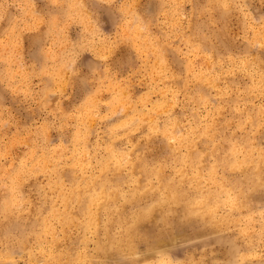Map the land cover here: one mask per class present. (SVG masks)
Instances as JSON below:
<instances>
[{
    "label": "rangeland",
    "instance_id": "rangeland-1",
    "mask_svg": "<svg viewBox=\"0 0 264 264\" xmlns=\"http://www.w3.org/2000/svg\"><path fill=\"white\" fill-rule=\"evenodd\" d=\"M263 41L264 0H0V264H264Z\"/></svg>",
    "mask_w": 264,
    "mask_h": 264
},
{
    "label": "bare ground",
    "instance_id": "bare-ground-1",
    "mask_svg": "<svg viewBox=\"0 0 264 264\" xmlns=\"http://www.w3.org/2000/svg\"><path fill=\"white\" fill-rule=\"evenodd\" d=\"M66 1V0H65ZM68 2V1H67ZM70 2V1H69ZM72 3V2H71ZM73 7V6H72ZM71 7V8H72ZM69 8V7H68ZM132 26V25H131ZM130 27V26H129ZM134 27H137V26H134ZM128 28V27H127ZM137 28H140V27H137ZM137 28H134L135 30L137 29ZM130 30H131V28H130ZM139 30V29H138ZM138 30H136V33H137V31ZM134 36V35H133ZM132 36V37H133ZM264 42V41H263ZM156 60H158V59H156ZM9 65V64H8ZM151 67V66H150ZM189 67V66H188ZM10 70V69H9ZM13 71V70H12ZM57 74V73H56ZM58 75V74H57ZM204 75V74H203ZM211 83V82H210ZM120 98V97H119ZM121 99V98H120ZM121 101V100H120ZM122 103V102H121ZM123 103H125V102H123ZM118 104V103H117ZM126 104V103H125ZM119 105H121V104H119ZM119 105H117V106H119ZM93 107V106H92ZM91 107V108H92ZM115 107L116 106H114V109H115ZM94 108V107H93ZM111 108V107H110ZM121 108V107H120ZM123 109V108H122ZM144 109V108H143ZM137 110V109H136ZM167 111V110H166ZM144 114H146L145 112L143 113V116H144ZM87 116V115H86ZM124 116H126V114L124 115ZM146 116V115H145ZM147 117V116H146ZM145 117V118H146ZM144 118V117H143ZM130 119H127L126 121H124V123L122 124V128H121V131H122V129L124 130V129H126L127 130V127H129L128 126V124L126 123V122H128ZM132 120V119H131ZM130 120V121H131ZM92 121V120H91ZM134 122V121H133ZM144 122V121H143ZM130 125H131V122H130ZM133 126V125H132ZM154 128V127H153ZM153 128H152V130H153ZM170 132V131H169ZM180 132V131H179ZM178 132V133H179ZM208 132V131H207ZM131 135V134H130ZM127 137V136H126ZM129 137V136H128ZM130 139V138H129ZM186 140H188L187 138H186ZM185 140V141H186ZM113 141V140H112ZM190 141V140H189ZM86 142V141H85ZM84 142V143H85ZM183 142V141H182ZM192 142V141H191ZM113 143V142H112ZM183 144H184V142H183ZM182 144V145H183ZM192 146V145H191ZM192 152V151H191ZM191 152H189V153H191ZM112 153H114V152H112ZM236 153L237 152H235L234 151V154L236 155ZM76 154V153H75ZM131 154V153H130ZM191 155V154H190ZM189 155V156H190ZM119 156V155H118ZM188 156V157H189ZM76 157V156H75ZM121 157V156H120ZM128 157V156H127ZM126 157V160L128 159ZM132 157V156H131ZM72 158V160H74L73 159V157H71ZM115 158V157H114ZM205 158V157H204ZM109 159V158H108ZM194 159V158H193ZM46 160V159H45ZM86 160V159H85ZM117 161H118V159H116ZM116 160H114V162L116 161ZM121 159H119V161H120ZM126 160H125V162H126ZM191 160V159H190ZM204 160V159H203ZM78 161V160H77ZM124 161V160H123ZM122 161V162H123ZM80 162H84L83 160H81ZM94 162V161H93ZM111 162V161H110ZM103 163V162H102ZM121 163V162H120ZM245 163V162H244ZM74 164V163H73ZM72 164V165H73ZM76 165H77V163H75ZM82 164V163H81ZM117 163H115V165H116ZM44 165V164H43ZM75 165V166H76ZM123 165V164H122ZM121 165V166H122ZM260 165V164H259ZM117 166V165H116ZM119 166V165H118ZM124 166H125V164H124ZM123 166V167H124ZM263 167V166H262ZM262 167H258V171H260V169H262ZM134 168V167H133ZM132 168V169H133ZM244 168V167H243ZM85 169V168H84ZM136 169V168H135ZM55 170H57V168L55 169ZM121 170V169H120ZM258 171H256L257 173H258ZM84 173H85V171H84ZM104 173V172H103ZM256 173V174H257ZM261 173V172H260ZM199 174V173H198ZM212 174V173H211ZM88 175V174H87ZM213 175V174H212ZM211 175V176H212ZM259 175V174H258ZM210 176V177H211ZM14 177V176H13ZM18 178V177H17ZM12 179V178H11ZM215 179V178H214ZM214 179H212V180H214ZM216 181V180H215ZM262 180L260 179V185H258V187H264V186H262V182H261ZM15 182V181H14ZM91 183V182H90ZM138 183V182H137ZM263 183H264V181H263ZM15 184V183H14ZM220 185V184H219ZM82 186V185H81ZM252 186V185H251ZM104 187V186H103ZM107 187V186H106ZM171 187V186H170ZM255 187V186H254ZM258 187H256V189L258 188ZM95 189V188H94ZM99 189V188H98ZM102 189H104V188H102ZM259 189V188H258ZM106 190V189H105ZM150 190V189H149ZM253 190H255V189H253ZM59 191V190H58ZM100 191V190H99ZM104 191V190H103ZM96 192V191H95ZM252 192V191H251ZM76 193V192H75ZM243 192L241 191V193L240 194H242ZM143 195V194H142ZM167 195V194H166ZM174 195V194H173ZM228 195H229V192H228ZM236 195V194H235ZM234 195V196H235ZM98 196H99V194H98ZM97 196V197H98ZM107 196V194H105V193H101V198L99 199V200H97V202H95L93 205L95 206V208H94V206H93V208H94V213H92V216H91V219H90V222H87V224H88V226H92V225H96V224H98L97 223V219H98V214H99V210L101 209V208H105L104 206H105V204H104V206L102 205V203L100 202L101 200H103L105 197ZM168 196V195H167ZM227 196V195H226ZM229 196H232V198H233V195H229ZM176 197V196H175ZM174 197V199H173V202H175V200H177L178 201V199H177V197L175 198ZM236 197V196H235ZM70 198V197H69ZM112 198V197H111ZM167 198V197H166ZM169 198V197H168ZM226 198V197H225ZM230 198V197H229ZM13 199V198H12ZM73 199H75V198H73ZM227 199V198H226ZM76 200V199H75ZM115 200V199H114ZM231 200V199H230ZM229 200V201H230ZM233 200V199H232ZM74 201V200H73ZM92 201V200H91ZM176 201V202H177ZM203 201H204V199H203ZM229 201H227V202H229ZM126 202V201H125ZM223 202V201H222ZM69 203V202H68ZM131 202H129V203H127V204H130ZM226 203V202H225ZM12 204H13V202H12ZM124 204V203H123ZM175 204H179V202L178 203H175ZM208 204V203H207ZM239 204L241 205L242 204V202L240 201V200H238V197H237V200H234L233 201V209L235 208V209H237L238 207H239ZM162 205V204H161ZM166 205V204H165ZM204 205V204H203ZM228 205H230V204H228ZM243 205V204H242ZM90 206V205H89ZM164 206V205H163ZM199 206H202V203L200 202L199 204H198V207ZM122 207H123V205H122ZM203 207V206H202ZM205 207H206V205H205ZM214 207V206H213ZM212 208V207H211ZM87 209H89V208H87ZM153 209V208H152ZM197 209V208H196ZM66 210H67V208H66ZM69 210V209H68ZM154 210H155V206H154ZM92 211V212H93ZM190 211V210H189ZM210 211V212H209ZM87 212V211H86ZM150 212H151V209H150ZM149 212V213H150ZM152 214L150 213V214H148L147 215V217H144V218H137V219H140L141 221L140 222H138L137 224H131L130 226H129V224H128V228H125V234H126V245H127V248H132L133 249V246H135V245H132V247L130 246L129 247V245H131V241H132V238L134 237V235L136 236V234L138 233V232H140V233H143V231H144V234H146L145 232L146 231H148L149 230V228H151V226H153L154 224H155V222H156V216H155V211H153L152 210ZM191 212V211H190ZM205 212H207V211H205ZM208 212L211 214V217H213V216H216L217 215V211L215 210V209H213V211H211L210 209H208ZM207 212V213H208ZM141 213V212H140ZM143 213V212H142ZM71 214V213H70ZM88 214H89V212H88ZM206 214V213H205ZM73 215V214H72ZM91 215V214H90ZM213 215V216H212ZM228 215V214H227ZM132 216V215H131ZM137 216V215H136ZM141 216V215H140ZM206 216H208L209 217V215H206ZM89 217V216H88ZM130 217V216H129ZM142 217V216H141ZM208 217H206V218H208ZM217 217H218V215H217ZM221 217V216H220ZM219 217V218H220ZM188 218V217H187ZM210 218V217H209ZM225 218H227V217H225ZM213 219V218H212ZM99 220V219H98ZM213 220H216V219H213ZM99 222V221H98ZM132 222V221H131ZM208 222H209V220H208ZM128 222L126 221V224H127ZM135 223V222H134ZM226 224H227V222H226ZM224 225V224H223ZM156 226V225H155ZM213 226H215V225H213ZM125 227H127V226H125ZM93 228V227H92ZM90 230V229H89ZM225 230V229H224ZM242 230H244V229H242ZM245 231V230H244ZM216 232V231H215ZM246 232V231H245ZM245 232H241V233H243V235H244V233ZM248 232V231H247ZM225 233V232H224ZM161 235V234H160ZM222 236V235H221ZM137 237V236H136ZM109 238V237H108ZM135 238V237H134ZM156 238V237H155ZM211 238H213V237H211ZM109 240H110V242H111V245H112V247H115V246H113V243H114V240L112 239V238H109ZM175 240V239H174ZM133 242V241H132ZM162 242H163V240H162ZM97 243V242H96ZM160 242H157V244H159ZM105 244V243H104ZM115 244V243H114ZM124 241L122 240V239H119L118 238V241H117V248H116V251H118L117 249H119V248H121V247H123L124 246ZM164 243H161L159 246H164L163 245ZM116 245V244H115ZM154 246V245H153ZM161 246V247H162ZM111 248V247H110ZM136 248H137V246H136ZM108 249V248H107ZM112 249V248H111ZM115 249V248H114ZM123 249V248H122ZM135 249V248H134ZM244 249H246V248H244ZM103 250H105L104 248H103V246L102 245H99L98 247H97V252L96 253H100V254H103V253H101ZM110 251V250H109ZM120 251V250H119ZM134 251V250H133ZM159 251V250H158ZM115 252V251H114ZM112 253V252H111ZM110 253V254H111ZM136 253V252H135ZM85 254V253H84ZM169 254V253H168ZM81 255H82V253H81ZM135 254H133V257H135L136 258V256H134ZM163 255H165V253L163 252ZM211 255V254H210ZM86 256V258L83 260V264H92L91 263V259L89 258V259H87V255H85ZM79 257H81V256H79ZM81 258H83V256L81 257ZM92 258V257H91ZM160 258V257H159ZM194 258V257H193ZM203 258H205V257H203ZM80 259V258H79ZM129 259H131V258H129ZM170 259V258H169ZM145 261H147L146 259H145ZM144 261V262H145ZM161 261V260H160ZM159 261V263H161ZM79 262V261H78ZM143 262V263H144ZM151 262V261H150ZM81 263V262H80ZM194 263H196V262H194ZM145 264H149L148 262L147 263H145ZM153 264V263H152Z\"/></svg>",
    "mask_w": 264,
    "mask_h": 264
}]
</instances>
